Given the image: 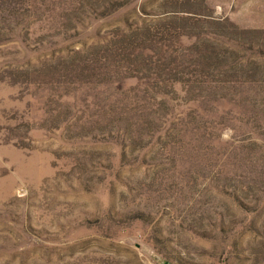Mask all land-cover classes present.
<instances>
[{
  "label": "rangeland",
  "instance_id": "1",
  "mask_svg": "<svg viewBox=\"0 0 264 264\" xmlns=\"http://www.w3.org/2000/svg\"><path fill=\"white\" fill-rule=\"evenodd\" d=\"M0 264H264V0H0Z\"/></svg>",
  "mask_w": 264,
  "mask_h": 264
}]
</instances>
